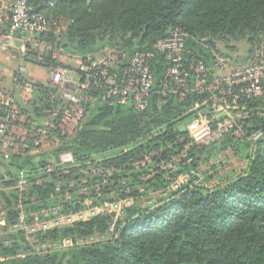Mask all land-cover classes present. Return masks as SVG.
I'll use <instances>...</instances> for the list:
<instances>
[{
	"label": "trees",
	"instance_id": "trees-1",
	"mask_svg": "<svg viewBox=\"0 0 264 264\" xmlns=\"http://www.w3.org/2000/svg\"><path fill=\"white\" fill-rule=\"evenodd\" d=\"M32 4L47 17L68 21L56 44L81 56H95L106 47L127 54L154 51L176 27L188 34L184 61L203 62L212 79L216 76L212 53H222L219 45L245 40L252 44L251 51L264 52V0H54L52 6L33 0ZM222 54L235 63L231 55ZM156 61L154 89L160 90L165 81L169 92L152 93L145 110L83 101L85 117L72 135L61 138L47 132L46 146L19 150L7 162L0 160L4 222L0 264H264V137L252 149L246 141L255 132L264 135V118L241 121L240 137L230 135L210 146L193 143L186 125L196 114L189 108L204 96L193 91L192 71L184 96L173 92L176 85L165 76L166 63L161 57ZM40 110L35 108V119ZM228 146L244 165L220 174L222 164L216 160ZM62 153H70L73 163L61 164ZM181 153L187 158L168 170L160 169ZM145 158L151 163L144 164ZM209 161L218 171L215 175L200 171ZM49 165L55 168L47 173ZM19 170L29 171V184L22 193L15 188ZM179 176H186L187 182L172 189ZM216 177L219 181L212 182ZM125 199L133 204L123 209L114 234L109 233L113 214L102 213L35 235L44 241L104 234L102 242L37 254L23 232L10 230L20 213L29 224L34 214L45 221L84 211L85 201L95 207Z\"/></svg>",
	"mask_w": 264,
	"mask_h": 264
},
{
	"label": "built area",
	"instance_id": "built-area-1",
	"mask_svg": "<svg viewBox=\"0 0 264 264\" xmlns=\"http://www.w3.org/2000/svg\"><path fill=\"white\" fill-rule=\"evenodd\" d=\"M32 1L0 0V55L14 52L20 62L5 94H13V91L18 89L29 105L34 109L40 107L37 117L41 118L39 121L42 125L41 123L36 125L34 120L27 119L11 97H1V161L7 162L11 155L19 150H28L30 147L36 148L41 145V136L44 132L42 129L61 138L72 135L85 117L82 94H97L89 99L90 103L102 100L117 106L130 105L137 111L145 110L152 93L158 92L164 96L169 92L168 83L165 81L160 90L154 89L155 79L152 71L156 67L158 57H161L167 65L166 78L176 85L173 92H177L181 97L184 96V92L189 90L190 71H192L193 91L204 96L189 108L196 114L186 125L187 137L193 143L210 146L230 135L240 137L243 131L241 121L250 116L264 118L263 50L254 48L247 62L242 65H236L228 56L220 52H213L212 67L216 72L213 79L203 62L193 58L184 61L182 53L188 34L180 27L174 28L169 36L158 41L154 51L127 54L113 49L114 51L110 53L109 50H104L103 56H81L56 44L55 38L65 32L68 21L60 17L45 16L33 6ZM43 1H48L51 6L54 5V0ZM36 56L43 58L46 62L44 64L48 66L46 70L49 72L48 81L38 83L39 85L29 78L30 69H28V66L31 67L28 65L30 60L35 63ZM60 60L71 62L72 68L60 64ZM36 61L38 66H41V62ZM40 88L43 90L42 100L37 99ZM45 106L48 108H44ZM203 110H208V114H204ZM263 137L262 132H255L246 141L252 149ZM186 158V154L181 153L168 163L162 164L160 169L168 170L174 163ZM224 160L226 156L222 154L216 163L222 164ZM59 161L61 164H72L74 159L70 153H62L59 155ZM145 163H151L149 158H145ZM134 167L138 169L139 165L136 164ZM54 168L51 165L46 166L45 172H53ZM28 173V170L17 172L15 188L18 193L27 189ZM6 180L4 177L3 181ZM187 180L186 176H179L171 188L176 189ZM68 186L73 187L72 184ZM2 190V181H0V192ZM85 204L88 208L84 211L59 215L45 221H41L34 214L29 224L25 216L20 213L10 230L23 232L37 254L87 246L104 241L106 235L44 241H37L35 235L77 221H85L102 213L113 214L114 221L109 233L114 234L115 222L123 215V209L133 204V200L103 202L95 207H92L89 201H85ZM52 214L56 215V211H52ZM43 216L48 217V213L43 212Z\"/></svg>",
	"mask_w": 264,
	"mask_h": 264
},
{
	"label": "rangeland",
	"instance_id": "rangeland-1",
	"mask_svg": "<svg viewBox=\"0 0 264 264\" xmlns=\"http://www.w3.org/2000/svg\"><path fill=\"white\" fill-rule=\"evenodd\" d=\"M264 35V34H263ZM219 49L222 53H227L229 55H231V57L233 58V60L235 61V63L237 64H243L246 62V60L248 59L249 55H250V51H251V46L252 44L247 42V41H236V42H231V44H221L219 45ZM228 46V47H226ZM67 51L72 52V49L70 48H65ZM114 48L112 47H107L105 49H101L100 52L97 55L103 56V52L104 50H109L110 52H113ZM75 51V50H74ZM76 52V51H75ZM74 52V53H75ZM77 54V53H75ZM7 55V54H6ZM1 56L0 55V98L4 97L6 98L7 96H5V91L7 89V87H9L11 85V81L10 79L12 78L17 66L19 65V57L14 53H9L7 56ZM79 55V54H77ZM32 56V55H31ZM36 60L41 62V66H38V64L36 63L37 61L35 60V63L31 62L30 60V64L31 68H30V76L29 78L36 84L39 85L38 83H46L49 79V72L46 70L48 66H46V62H44L43 58L41 56H36ZM32 59V57L30 58ZM36 67V68H32V67ZM42 95H43V90L40 88L39 89V95L37 97V99L42 100ZM97 96V94L94 95H84L81 97L82 102L84 101V103H86L87 101L89 102L90 98H93L94 96ZM37 108V107H36ZM85 108V107H84ZM34 123L36 125H38L39 123H41L38 120H35ZM42 125V123H41ZM43 135L41 136L42 138V146H46V131L42 129ZM223 155L226 156V160H224V162L222 163V168L220 171V174H224L225 172L228 171H232L234 169L236 170H240L243 168L244 162L243 160L239 157L238 154H236V151L231 148L230 146H228L227 148H225V151L223 152ZM213 163L212 161H209V163L206 166H201L200 167V171L203 172H210L213 175L216 174L217 169L212 167ZM209 167H211L209 169ZM216 180L212 181H219L218 177L215 178ZM211 182V183H212ZM3 220H2V216L0 215V225H3ZM0 234H2V232L0 231ZM117 237V235H116Z\"/></svg>",
	"mask_w": 264,
	"mask_h": 264
},
{
	"label": "crops",
	"instance_id": "crops-1",
	"mask_svg": "<svg viewBox=\"0 0 264 264\" xmlns=\"http://www.w3.org/2000/svg\"><path fill=\"white\" fill-rule=\"evenodd\" d=\"M8 55V54H7ZM6 55V56H7ZM1 56H5V55H1ZM60 64H62V65H65V66H68V67H71L72 68V63L71 62H69V61H66V60H60ZM31 67L30 66H28V69H30ZM32 68H35V67H32ZM31 71V70H30ZM5 96H7V97H11L12 99H13V101H14V95H15V91H13V94H4ZM20 96L22 97V100L27 104V105H29L28 103H27V99L26 98H24L21 94H20ZM29 106H31V105H29ZM32 108H33V106H31ZM33 113L32 114H29V113H25V112H23L24 113V115H26V117H27V119H29V120H34L35 118V115H34V113H35V109L33 108ZM1 119V118H0ZM35 120H38V118H36ZM34 120V121H35ZM39 121V120H38Z\"/></svg>",
	"mask_w": 264,
	"mask_h": 264
},
{
	"label": "water",
	"instance_id": "water-1",
	"mask_svg": "<svg viewBox=\"0 0 264 264\" xmlns=\"http://www.w3.org/2000/svg\"><path fill=\"white\" fill-rule=\"evenodd\" d=\"M14 102L15 104L18 106V108L25 112V113H29L32 114L33 113V108L29 105H27L23 100L22 97L20 96V91L17 89L15 90V95H14ZM224 117V116H223ZM4 224V223H3Z\"/></svg>",
	"mask_w": 264,
	"mask_h": 264
}]
</instances>
